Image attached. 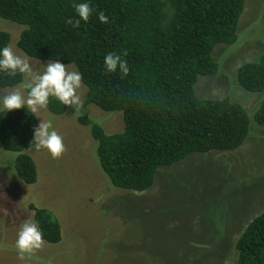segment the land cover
<instances>
[{"label": "trees", "instance_id": "obj_1", "mask_svg": "<svg viewBox=\"0 0 264 264\" xmlns=\"http://www.w3.org/2000/svg\"><path fill=\"white\" fill-rule=\"evenodd\" d=\"M74 3L94 9L79 27L66 23L80 19ZM245 9L246 0H0V17L25 26L18 46L26 55L75 65L87 87L86 102L122 112L125 128L116 133H107L87 115L78 120L89 127L111 184L137 192L154 187L160 168L194 153L235 151L249 138L252 121L264 127V99L251 114L228 97L197 93L199 77L219 70L216 48L237 42ZM100 11L108 23L99 20ZM10 42L11 34L0 30V50ZM110 52L128 62L130 71L123 79L119 69L105 68ZM237 79L246 92H264V51L239 66ZM24 80L25 75L0 72V88ZM47 109L62 115L68 106L50 98ZM38 125L27 107L8 112L0 107V143L17 153L16 176L28 185L39 178L27 152ZM30 208L45 242L59 244L63 232L54 212L33 204ZM235 264H264V209L236 240Z\"/></svg>", "mask_w": 264, "mask_h": 264}, {"label": "rangeland", "instance_id": "obj_2", "mask_svg": "<svg viewBox=\"0 0 264 264\" xmlns=\"http://www.w3.org/2000/svg\"><path fill=\"white\" fill-rule=\"evenodd\" d=\"M24 27L0 17V30L11 34L9 46L42 72L49 61L31 58L18 46ZM238 33L236 43L216 48L219 70L199 77L197 93L228 97L253 114L264 92L243 90L237 71L264 51V0H246ZM27 82L25 76L21 85L0 88V96L19 89L26 98ZM78 92L83 100L79 113L73 106L62 115L47 108L36 113L39 124L52 121L67 149L53 159L47 149L30 145L27 152L39 172L36 184L16 176L17 153L0 143V264H235L236 240L264 209V127L252 121L249 138L235 151L194 153L160 168L148 191L124 190L103 172L90 129L78 120L87 115L107 133H116L125 128L123 114L88 104L84 83ZM32 204L54 212L63 239L45 242L21 258L16 240L25 220L35 222Z\"/></svg>", "mask_w": 264, "mask_h": 264}, {"label": "clouds", "instance_id": "obj_3", "mask_svg": "<svg viewBox=\"0 0 264 264\" xmlns=\"http://www.w3.org/2000/svg\"><path fill=\"white\" fill-rule=\"evenodd\" d=\"M73 7L80 19L70 18L66 23L74 27L80 26L81 19L87 22L94 12L93 7L88 3H74ZM98 18L102 23H108L109 18L103 11L98 13ZM124 55L126 56L127 53L125 52ZM105 68L108 72H116L119 69L122 79L130 71L128 62L119 54L112 52L105 57ZM0 72L10 76H16L19 73L28 78V82L24 85L27 89L26 98L19 89L8 91L0 96L2 108L6 112L27 107L31 113L36 114L48 107L50 98L57 99L63 105L75 107L76 113H79L83 107V100L78 92L83 87L82 74L78 71H70L68 66L60 60H50L41 72L34 70L28 58L18 55L12 47L5 46L0 50ZM32 143L36 151L47 149L53 159H59L67 150L63 137L53 128L51 120L43 119L34 128ZM44 245V235L38 225L31 220H25L20 225L15 245L21 258L25 254L30 255L42 249Z\"/></svg>", "mask_w": 264, "mask_h": 264}]
</instances>
